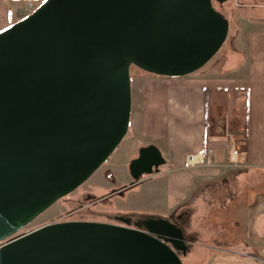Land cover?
Wrapping results in <instances>:
<instances>
[{"label":"water","instance_id":"water-1","mask_svg":"<svg viewBox=\"0 0 264 264\" xmlns=\"http://www.w3.org/2000/svg\"><path fill=\"white\" fill-rule=\"evenodd\" d=\"M213 2L44 0L0 29V264H185L189 239L170 215H148L143 228L70 220L19 233L119 147L132 65L178 77L217 54L230 21ZM164 163L149 145L130 169L139 180Z\"/></svg>","mask_w":264,"mask_h":264},{"label":"crops","instance_id":"crops-1","mask_svg":"<svg viewBox=\"0 0 264 264\" xmlns=\"http://www.w3.org/2000/svg\"><path fill=\"white\" fill-rule=\"evenodd\" d=\"M43 1L0 0V29ZM231 6L235 46L221 59L191 75L136 78L133 139L157 146L165 163L135 186L166 176L163 216H181L185 264H264V0ZM208 148L211 165L187 166L189 153Z\"/></svg>","mask_w":264,"mask_h":264},{"label":"rangeland","instance_id":"rangeland-1","mask_svg":"<svg viewBox=\"0 0 264 264\" xmlns=\"http://www.w3.org/2000/svg\"><path fill=\"white\" fill-rule=\"evenodd\" d=\"M231 1L232 0H229L227 2H224L223 4L217 5L218 10L229 19L230 29L226 41L214 56L216 60L221 59L224 52H229L232 48L234 49L235 46L234 37L236 28ZM36 8L37 7L33 8L32 11H34ZM31 12H28L27 14ZM140 73L143 72L139 69V67L133 65L132 75L134 79L132 82V91L133 101L135 104L137 94L136 78ZM133 137L134 136L132 135V128L130 125L128 133L122 140L119 147L115 149L109 159L105 163H103L95 171V173L83 184L80 190H75L74 192L63 198L61 201H57L54 205H52L49 209L40 214L35 220H33L24 229H22L19 234H25L46 223L61 221L62 219L66 218H76L77 220H97L100 214H96L95 216L92 213L85 212L80 207V203L76 202V199L80 198L83 191L93 193L98 198H104L109 194L112 188H117L129 183V165L131 161L130 156L135 155L138 150V145H136L137 142L135 141V139H133ZM135 137L137 138L138 136L136 135ZM144 185L145 184L139 185V187L131 186L126 190V193L123 196L116 195L104 199L97 204V209L99 211L106 212L115 211L116 209H126L133 212H141L147 214H169L171 211H169L167 207L168 198L166 193V176H162L156 181L150 182L145 186ZM153 185L156 186V189L152 193L150 188L153 187ZM73 209H75V211L71 214L69 210Z\"/></svg>","mask_w":264,"mask_h":264},{"label":"flooded vegetation","instance_id":"flooded-vegetation-1","mask_svg":"<svg viewBox=\"0 0 264 264\" xmlns=\"http://www.w3.org/2000/svg\"><path fill=\"white\" fill-rule=\"evenodd\" d=\"M149 145H138V150L136 152L135 155H131L130 156V164L133 160L137 159L140 156V151L142 148L147 147ZM155 157L154 156H149V160H154ZM162 166V165H161ZM161 166H158V168H156L157 170L160 169ZM147 168V165H143V166H139V168H137L135 170V173L138 174L140 172L141 169ZM129 169H130V165H129ZM152 175V174H150ZM149 176V174H145L143 173L141 178L139 180H135L133 177V174L131 172L130 169V180L129 183L122 185L120 187H114L112 188V190L109 192V194L104 197V198H98L95 194L90 193V192H82L80 198L76 199V202L80 203V207L87 213H92L93 215L96 216V214H100L99 217L97 218L98 221H105V222H111V223H120V224H127L126 222L130 223V225L135 226L136 224L142 225L143 221H144V217L148 216V215H153V214H147V213H141V212H133L130 210H124V209H116L115 211H99L97 209V204L100 203L101 201H103L104 199L110 197V196H123L126 193V190L128 188H130L131 186H135L139 181H141L144 177ZM83 186V184L81 186H79L76 190H80L81 187ZM68 196V195H67ZM63 198H61L59 201H61ZM115 207V206H114ZM69 209V208H68ZM75 211V209L73 210H69V212H71V214ZM68 212V213H69ZM170 218L175 221L178 224H181V216L179 214H175V215H170ZM70 219H75L76 218H69ZM143 228V225H142Z\"/></svg>","mask_w":264,"mask_h":264},{"label":"built area","instance_id":"built-area-1","mask_svg":"<svg viewBox=\"0 0 264 264\" xmlns=\"http://www.w3.org/2000/svg\"><path fill=\"white\" fill-rule=\"evenodd\" d=\"M30 5H32V3H30ZM212 153H213L212 148L202 149L196 152L189 153L186 157V164L188 167H196L199 165H211L213 163ZM240 153L241 152L239 148L237 147L232 148L230 155L233 164H239L241 162ZM70 220L69 218H66V219H62L61 221H70ZM2 243L3 242L0 243V247ZM263 246H264V241H263Z\"/></svg>","mask_w":264,"mask_h":264},{"label":"trees","instance_id":"trees-1","mask_svg":"<svg viewBox=\"0 0 264 264\" xmlns=\"http://www.w3.org/2000/svg\"><path fill=\"white\" fill-rule=\"evenodd\" d=\"M213 4H214V6H215V8L218 10V8H217V5H219V4H223V3H219V2H217V1H215L214 0V2H213ZM219 11V10H218ZM133 66V65H132ZM142 72H144V73H147V74H153V73H150V72H147V71H145V70H143V69H141V68H139ZM156 75V74H155ZM189 75H191V74H189ZM131 79H132V82H133V75H132V67H131ZM133 90V89H132ZM133 92V91H132ZM66 197V196H65ZM65 197H63V198H65Z\"/></svg>","mask_w":264,"mask_h":264}]
</instances>
